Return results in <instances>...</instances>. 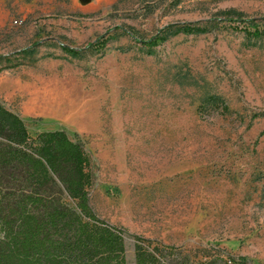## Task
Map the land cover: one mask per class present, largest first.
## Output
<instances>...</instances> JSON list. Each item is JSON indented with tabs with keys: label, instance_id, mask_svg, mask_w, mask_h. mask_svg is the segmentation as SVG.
<instances>
[{
	"label": "rangeland",
	"instance_id": "obj_1",
	"mask_svg": "<svg viewBox=\"0 0 264 264\" xmlns=\"http://www.w3.org/2000/svg\"><path fill=\"white\" fill-rule=\"evenodd\" d=\"M176 23L208 31L140 42ZM0 56V103L87 152L126 264L134 235L163 264H264V0H0Z\"/></svg>",
	"mask_w": 264,
	"mask_h": 264
},
{
	"label": "trees",
	"instance_id": "obj_2",
	"mask_svg": "<svg viewBox=\"0 0 264 264\" xmlns=\"http://www.w3.org/2000/svg\"><path fill=\"white\" fill-rule=\"evenodd\" d=\"M240 29L255 38L263 34L246 26ZM207 31L200 24L176 23L140 42L154 46L174 32ZM105 42L89 43L84 49ZM62 49L72 56L82 52ZM206 101L227 109L218 96ZM91 183L90 159L82 145L58 129L30 135L23 120L0 103V264H126L125 230L93 212ZM134 239L135 264H163L167 247H151V241L139 235ZM243 263L241 258L229 264Z\"/></svg>",
	"mask_w": 264,
	"mask_h": 264
},
{
	"label": "bare ground",
	"instance_id": "obj_3",
	"mask_svg": "<svg viewBox=\"0 0 264 264\" xmlns=\"http://www.w3.org/2000/svg\"><path fill=\"white\" fill-rule=\"evenodd\" d=\"M63 112H65V113H66V111H63ZM56 114H57V113H56ZM56 114H55V115H56ZM57 117H58V116H57ZM58 118H59V117H58ZM70 118H71V117H70ZM60 120H61V119H60Z\"/></svg>",
	"mask_w": 264,
	"mask_h": 264
}]
</instances>
